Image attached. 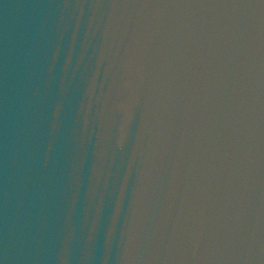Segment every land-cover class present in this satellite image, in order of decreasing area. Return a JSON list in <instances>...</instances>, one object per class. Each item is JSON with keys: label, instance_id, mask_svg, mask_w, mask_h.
Instances as JSON below:
<instances>
[{"label": "water", "instance_id": "95a60500", "mask_svg": "<svg viewBox=\"0 0 264 264\" xmlns=\"http://www.w3.org/2000/svg\"><path fill=\"white\" fill-rule=\"evenodd\" d=\"M0 264H264V0H0Z\"/></svg>", "mask_w": 264, "mask_h": 264}]
</instances>
